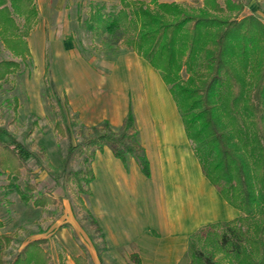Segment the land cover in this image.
<instances>
[{
    "label": "trees",
    "instance_id": "16d2710c",
    "mask_svg": "<svg viewBox=\"0 0 264 264\" xmlns=\"http://www.w3.org/2000/svg\"><path fill=\"white\" fill-rule=\"evenodd\" d=\"M242 5L211 0L201 8L158 0H117L93 4L87 22L100 35H121L124 45L143 57L168 87L207 180L238 211L231 221L205 226L193 233L182 261L187 264H264V22L240 16ZM38 23L34 0H0V42L13 57L0 61V89L30 56L27 38ZM14 101V109L17 103ZM16 116V115H15ZM102 133L80 143L84 162L108 144L115 158L132 156L148 175L129 113L122 129ZM84 152L83 154H85ZM33 153L21 143L0 140V173L19 177ZM31 173L20 199L35 207L55 204L48 193L37 192ZM90 166L68 172L66 184L88 194ZM34 193H37L35 195ZM77 201L82 204L78 197ZM3 223L0 221V228ZM5 245L10 238L0 235ZM46 239L27 242L10 260L0 264H54ZM135 258V257H134ZM133 258V259H134ZM78 264H85L76 258ZM57 264H66L59 257Z\"/></svg>",
    "mask_w": 264,
    "mask_h": 264
},
{
    "label": "crops",
    "instance_id": "0c3cea01",
    "mask_svg": "<svg viewBox=\"0 0 264 264\" xmlns=\"http://www.w3.org/2000/svg\"><path fill=\"white\" fill-rule=\"evenodd\" d=\"M113 1L117 0H34L38 23L27 38L31 58L39 61L40 48L47 46L51 47L48 52L54 62L57 54L52 47L59 44L67 56L62 68L63 93L79 122L84 126L104 122L109 129L120 131L130 113L138 144L148 161L145 175L132 156L123 162L115 158L108 144L95 150L90 163L93 178L87 211L111 247L102 254L90 247L85 253H63L59 257L66 264H78L76 258L85 264H116L117 249L125 247L130 249L126 254L133 264H180L193 233L211 224L231 221L238 211L205 177L177 106L158 71L132 51L106 59L85 57L76 49L70 32L72 8ZM158 1L201 8L211 0ZM230 1L242 5L241 16L264 18V0ZM214 2L223 6V0ZM85 23L79 30L91 31V24ZM64 31L68 33L61 37ZM82 38L85 46L84 34ZM64 231H57L54 238L60 235L70 248L72 242Z\"/></svg>",
    "mask_w": 264,
    "mask_h": 264
},
{
    "label": "rangeland",
    "instance_id": "374dc122",
    "mask_svg": "<svg viewBox=\"0 0 264 264\" xmlns=\"http://www.w3.org/2000/svg\"><path fill=\"white\" fill-rule=\"evenodd\" d=\"M116 3L113 1L106 5ZM88 12L90 8L87 6H74L69 13L70 32L76 49L83 56L107 59L131 51L124 45L121 35H100L93 30H79L86 24L89 15L85 16V13ZM83 34L86 37L85 46L81 41ZM40 49L39 61L31 56L24 61L16 58L19 70L9 76L0 89V140L7 144L15 140L33 153V158L27 161L19 177L8 179L6 174L0 173V221L3 223L0 235L10 238L9 245L0 239V254L10 261L27 242L45 237L48 242L44 247L50 253L51 262L57 263L60 255L85 253L90 247L102 254L111 247L104 231L87 211L92 193H77L73 184L65 182L68 172L90 166L91 162H84L88 153L84 150L83 153H86H82L80 143L96 133H102L105 123L84 126L79 122L77 114L69 106L67 95L63 93L62 68L66 54L62 53L59 44L54 45L52 50L57 59L51 62L48 52L51 47ZM12 58L0 42V61ZM109 130L114 133L119 131ZM27 170L31 173L29 182L37 185V192L48 193L55 199V204L41 208L20 199L18 190H22L28 180ZM82 187L84 190L91 189L89 185L85 187L83 184ZM78 197L82 204L77 201ZM62 229L66 232V239L72 242L70 248L63 244L60 235L54 238L56 232ZM126 250L130 251L125 247L117 249L119 254L114 256L116 264H133ZM180 264L187 263L183 260Z\"/></svg>",
    "mask_w": 264,
    "mask_h": 264
},
{
    "label": "built area",
    "instance_id": "2783aa9c",
    "mask_svg": "<svg viewBox=\"0 0 264 264\" xmlns=\"http://www.w3.org/2000/svg\"><path fill=\"white\" fill-rule=\"evenodd\" d=\"M261 20H262V22H264V18H262Z\"/></svg>",
    "mask_w": 264,
    "mask_h": 264
}]
</instances>
